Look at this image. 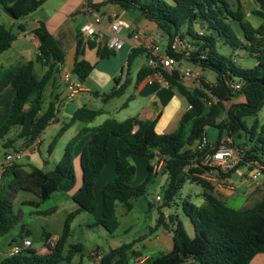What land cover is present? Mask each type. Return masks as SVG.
<instances>
[{
	"label": "trees",
	"instance_id": "1",
	"mask_svg": "<svg viewBox=\"0 0 264 264\" xmlns=\"http://www.w3.org/2000/svg\"><path fill=\"white\" fill-rule=\"evenodd\" d=\"M259 9L254 15L264 19V0H256ZM46 0H0V5L13 19L20 21L38 10ZM90 5L91 1L89 0ZM129 11L137 12L155 23L166 43L180 34L191 46L190 53L172 54L178 62H187L197 66L202 72H215L216 81L209 83L202 78V88H189L183 84L178 70L168 72L162 68L143 67L139 73V81L155 73L184 96L191 108L181 118L178 129L174 133L161 134L157 131V120H139L128 118L118 121L109 118L95 129L90 143L82 150L80 162L82 168V185L73 200L78 205L67 218L63 234L47 255H39L33 248L21 254L8 256L0 264H60L71 263L76 255L82 253L80 244H68L71 225L77 215L97 211V200L94 192L97 179L109 161V142L115 137L116 164L114 177L102 189V210L94 226H101L109 233H114L120 226L117 216L118 203H123L128 211L134 207L133 200L146 193L147 186L153 182L157 172L152 161L157 155L164 157L163 173L169 176V185L164 193V205L170 204L179 196L186 181H192L203 187L204 204L198 206L186 199L182 203L185 215L190 219L195 234L191 236L178 216L164 219L162 214L156 228L164 226L173 231L174 247L168 253L148 258L142 264H252L254 258L264 252V200L247 210H235L214 194L213 185L194 173L203 174L201 159L208 152H213L228 136L233 145L238 144L243 155L235 169L245 166V162L258 161L264 164V123H260L258 114L264 107V33L263 28L255 27L245 18L240 5L233 9L229 0H109ZM199 25L203 32L195 30ZM25 29L24 25L20 26ZM39 41L36 58L16 66L0 65V93L6 88L14 89V99L7 121L0 127L1 148L11 149L18 140L25 146L40 138L50 123L57 117L58 95L45 104V91L57 80L62 64L66 60L65 53L57 45L53 35L44 22L33 30ZM80 33V30H79ZM17 36L12 28L0 27V54L11 48ZM229 45L232 53L243 50L249 58L255 60L250 67L243 66L240 55L225 56L220 52L218 43ZM84 37L77 41V60L74 74L83 80L93 71V66L84 58ZM90 46L94 42H89ZM113 50L106 46L100 53L106 57ZM143 52L136 48L129 57V66ZM36 64H40L45 72L42 76L36 73ZM123 75V72H122ZM121 75V77H122ZM116 79L115 88L104 95L109 101L121 97L128 88L127 79L121 86ZM230 82H238L242 88L234 91ZM205 89L217 98L216 102L207 105L208 94ZM243 95V103H232L229 108L226 102H232L236 96ZM103 109H90L86 106L78 109L70 122L66 123L54 137L49 146L51 152L58 139L75 122L91 123L103 114ZM1 117V112H0ZM254 118L251 127L247 118ZM18 134L7 138L15 129ZM208 127L219 130V138L213 146L202 151L197 143L206 136ZM86 130L75 136L66 146L61 160L54 169H43L30 166L24 169L14 164L5 173L11 177L6 188H0V237L11 232L16 226L19 215L15 212L11 198L19 192L33 194L40 203L48 201L55 192H70L76 185L74 166V146ZM227 133L228 135L226 136ZM225 136V137H224ZM245 139L253 145L247 148ZM132 156L146 159L147 175L140 185H133L136 167L130 162ZM196 164L185 174L183 169ZM235 170L225 176H230ZM194 175V176H193ZM223 175V176H224ZM54 208L44 212L53 213ZM171 224V226H169ZM152 233V232H151ZM48 238V235H46ZM133 249V243H125L110 249L103 256L100 264H128L131 258L140 256Z\"/></svg>",
	"mask_w": 264,
	"mask_h": 264
},
{
	"label": "crops",
	"instance_id": "2",
	"mask_svg": "<svg viewBox=\"0 0 264 264\" xmlns=\"http://www.w3.org/2000/svg\"><path fill=\"white\" fill-rule=\"evenodd\" d=\"M71 1L73 2L74 0H46L42 7L24 19L20 21L12 20L10 23L11 27L8 28H12L17 24L18 31H14L17 38L10 49L0 54V65L7 67L16 66L20 63L34 60L38 53L39 41L35 37L33 30L40 22H44L53 35L57 45L66 55V60L62 64V69H67L74 73L77 60V41L79 37L82 36L79 30L91 17L88 18L83 10V19L77 22L79 17L78 12L75 7H73L74 5H71L73 8L68 5L72 4L70 3ZM90 1L96 13L105 16L100 26L105 32L109 30L108 16L113 12L117 13L121 19L128 22L130 27L124 29L120 34L125 40L124 46L121 50H113V53H110L106 57H101L100 53L105 48L104 38L101 39L99 35L90 38L84 37L85 45L83 48V58L91 64L94 69L87 79L83 80V91L75 99L68 98L60 72L55 83L49 85L45 91V107H47L52 99V95H58V113L57 117L50 123L40 137L38 151L32 152L30 148H28L29 145L27 147L24 145L23 140H18L13 148L1 151L0 157L8 151L27 148L25 149L23 160L18 164L22 165L23 168L27 170L30 169V166H36L44 171H49L54 169L59 163L68 143L77 136V134L86 130L74 146V166L77 180L72 191L55 192L45 203H40L33 194L23 191L15 194L11 198L13 208L23 216V208L26 206L30 207L29 213L31 222L22 224L21 219H19L20 223L18 226L5 236L0 237V262L9 256L10 250L14 245H22L26 239L32 241L31 248L35 249L39 255H47L52 252L63 234L64 225L68 216L78 208V205L73 200V195L79 191L82 185L81 152L90 143L94 136L95 129L99 125L109 118H115L118 121H123L128 118H138L143 121L157 120V131L161 134H170L178 129L181 118L191 108L187 99L182 96L177 89L171 87L162 77L147 76L140 81L138 79L139 73L143 67H146V61L148 59V51L146 50L147 37L152 32L159 31L157 25L149 21L143 15L126 10L119 4L110 3L109 0ZM107 2L109 4H106ZM75 4H77V0ZM238 5L241 6L245 18L250 20L248 16L251 14L247 13L245 5ZM257 5L259 7V4ZM254 11L255 10H253V14ZM21 25L25 26L24 30L20 29ZM1 26L2 24L0 23V27ZM134 33H139L137 42L130 39ZM91 41L94 42L93 46L89 45ZM161 45L164 49L167 45L166 40H164ZM136 48L142 49L143 52L139 54L129 66V57ZM140 56L143 57V60L141 61V66L135 71L136 77H133L132 68L135 61ZM125 70L126 76L123 78L121 75ZM44 72L45 69L40 64H36V73L42 76ZM96 73L100 78H95L97 77ZM120 78L121 82L118 86H121L127 79L129 80L127 90L121 97L105 101L104 95L111 92V90L117 86L116 79ZM113 82L115 83L114 87H112L114 84ZM13 99L14 89L12 87H8L0 93V127L7 121ZM244 101H246L245 97ZM83 106L90 109H103L104 113L88 124L81 121L73 123L61 136L62 139L69 136L67 139H63V147H61V149H56L57 146H55L51 152L48 147L47 150H45L49 153L45 156L40 147L44 142V134L48 131H52L51 134H58L56 133L57 130L59 131L67 123L65 120L70 118L71 121L73 114ZM55 125L57 126L55 129L57 130L54 131L52 127ZM18 132L19 130L15 132L14 129L7 138L15 137ZM115 145L116 140L112 137L109 142V161L107 163V168L105 167L95 184L94 192L97 205L98 203L100 204L97 207V211L93 214L83 212L77 215L71 225V234L68 239V244H80L83 247V251L76 255L71 263L62 262L60 264H100L101 259L110 249L117 248L123 244L114 240V235L117 231L109 233L101 226H94L102 210V189L115 175ZM152 164H154V161H152ZM144 165L147 168L148 162L146 161ZM227 179L233 183L232 188L225 183L226 180L223 178H221L219 183L211 184L214 187V194L230 208L235 210H247L264 200V176L260 178L259 184L255 188L251 185L248 169L244 166V170L241 173H239L237 169L230 176H227ZM9 183L10 181L8 182L5 177L6 191H8L7 188ZM201 194L202 193H200V195ZM201 204H204V200H202ZM52 208L55 210L53 213H44ZM162 214L167 220L172 216L169 212L165 213L162 211L160 212V216ZM169 226H171V224ZM184 226L188 234L194 236L195 231L189 218L186 220ZM152 233L153 235L151 237L145 238V240L140 243V245H143V249H149L148 252L144 254L141 250L135 248L137 247V245H135L137 241L131 242L133 243V249L140 252L141 255L134 257V259L131 258L133 260L130 259L128 264H142L148 258L154 256L151 252H157V254L160 255L168 253L173 249L174 240L171 228L161 226L160 228H156ZM46 235H48V238ZM39 236L42 238L41 241ZM37 240L41 243L40 249L34 247ZM99 256H101V258H99ZM252 264H264V252L258 254L254 258Z\"/></svg>",
	"mask_w": 264,
	"mask_h": 264
},
{
	"label": "built area",
	"instance_id": "3",
	"mask_svg": "<svg viewBox=\"0 0 264 264\" xmlns=\"http://www.w3.org/2000/svg\"><path fill=\"white\" fill-rule=\"evenodd\" d=\"M85 14L91 18L88 19L86 23H84L80 27V33L85 38L94 37L95 35H99L101 39L107 36V40L105 46L114 51L121 50L124 46V39L120 36L121 32L124 29L129 28L128 22L121 19L119 15L115 12L111 13L109 17V30L104 31L100 28L102 22L105 18L104 15L96 13L94 7L90 5L89 0H86V7L84 9ZM132 41L137 42L139 39V33H134L130 38ZM165 40L163 35L159 31H154L148 35L146 41V50L148 51V59L146 61V66L152 68H162L168 72H172L177 69L179 62L176 57L170 54V51L173 54H185L188 55L191 50V46L189 42L181 37L180 34L174 36V38L166 45V47L162 48V42ZM181 80L184 85L189 88H202V73L198 67H191L189 65L184 64L181 67ZM123 78L126 76V70L123 73ZM150 76H160L159 73L152 74ZM163 78V77H162ZM61 79L65 84V88L67 91L68 98L75 99L78 95L83 91V83L79 81L78 77L67 69L61 68ZM229 86L236 92L240 91L242 86L238 82H230ZM205 92L208 94L209 99H205L208 106L211 105L212 102H216L217 98L213 96L208 90L205 89ZM40 144V138L36 139L31 145L28 146L32 152H37ZM210 145L207 137H203L197 143V149L199 151L208 148ZM27 147V146H26ZM25 148V147H24ZM27 149V148H25ZM25 149L19 148L15 150L8 151L4 153L0 157V188H5V173L8 169H10L14 164L21 162L25 156ZM242 151L239 148H236L233 145L232 138L226 137L222 144L214 149L212 152H208L201 159V166L204 168L203 174L194 173L195 176L201 177L210 183H219L221 178L225 179L227 185L232 188L233 183H231L227 176L224 174H228L235 170L241 162H244ZM165 160L161 155H157L154 159V170L155 172H159L164 167ZM196 166V164H192L191 166H187L183 169L185 174L190 173V169ZM245 167L249 172V181L251 185L255 188L259 184V180L262 176H264V164L258 161L253 162H245ZM224 175V176H223ZM224 183V184H225ZM156 200L163 201L161 195L156 196ZM32 246V241L30 239H26L22 245H14L9 253V256L18 255L24 252L25 250L30 249ZM101 258V256H99Z\"/></svg>",
	"mask_w": 264,
	"mask_h": 264
},
{
	"label": "rangeland",
	"instance_id": "4",
	"mask_svg": "<svg viewBox=\"0 0 264 264\" xmlns=\"http://www.w3.org/2000/svg\"><path fill=\"white\" fill-rule=\"evenodd\" d=\"M229 1H230L231 5L234 9L238 8V4H244L246 7L245 9H246L247 13L251 14L250 16H248V18L251 20L253 25H255L256 27H258V28L262 27L263 28L262 31L264 33V19H262L258 16H255L253 14V10L259 9L256 0H229ZM70 3H72V4H68V5H70V6L74 5L73 7H75L76 11L78 12L79 17L77 19V22L82 21V19H83L82 11L86 7V1L85 0H77V4H75L76 0H74L73 2L71 1ZM106 4H109V3L107 2ZM12 20H15V19H13L8 13H6L4 11L3 7L0 5V23L6 27H11L10 23ZM12 28H13V31H15V32L18 31L17 30V24L15 26H13ZM195 30L197 32H203V29L199 25H196ZM218 47H220V52L223 55H225V56L231 55L232 49L230 48L229 45H225V44H222V42H220V43H218ZM243 52H244L243 50H238L236 52H233L232 54L233 55H236V54L240 55L241 56L240 60L243 61V66L250 67L252 64L255 63V60L252 58L250 59L249 56L245 52L244 53ZM142 60H143V57L140 56L135 61L133 68H132L133 77H136L135 71L137 70V68L139 66H141ZM186 63L187 62H179L176 70H178L180 72V74H181V70H180L181 67ZM187 65H189L191 67H197L191 63H187ZM201 73H202V78L206 82L212 83V82L216 81L215 72L210 71V70H205L203 72L201 71ZM96 76H97V77H95L96 79L100 78V77H98L97 73H96ZM114 85H115V83L113 84L112 87H114ZM109 89H112V88H109ZM100 91H103V90H100ZM108 91H110V90H108ZM243 102H245L244 96L239 95V96H236L235 98H233L232 102H226V106H227V108H229L232 103H243ZM258 119H259L261 124L264 123V107L261 110V112L258 114ZM65 121L67 123L70 122V118H67V120H65ZM246 122H247V125L249 127H251L254 123V118H252V117L247 118ZM55 128H57L56 125L52 127V130H54V131L57 130ZM17 130H19L18 127L15 128V132H17ZM59 131L57 130L56 133H58ZM51 132L52 131H48L44 134L45 135L44 142H43V144L40 145L45 156H47L49 153L48 151H46L47 148L50 146L54 137L57 135V134H51ZM225 134H226V136L228 135L227 133H225ZM206 136L209 140L210 145L213 146L219 138V130L216 127H208L206 129ZM68 137L69 136H66V138L65 137L64 138L67 139ZM113 138L115 140H117L115 137H113ZM61 139H62V137L58 139L56 149H59V148L61 149V147H63L65 139L64 140L63 139L61 140ZM241 142H243V143L246 142L247 148H250L253 145V143L247 141L244 136L241 139ZM234 146L236 148L240 149L238 144H236ZM3 150H4V148H1V151H3ZM130 162L136 167V174L133 178V185H140L144 181V179L147 175V168L144 165V164H146V159H144L142 157H138V156H132L130 159ZM106 168H107V166H106ZM162 170H163V166H162L161 171L157 172V174L155 175L153 182L147 186L146 193L143 196L133 200L134 207H133L132 211H128L123 203L119 202L118 206H117V216H118L119 221H120V227L114 235L115 236L114 240L118 241L119 243L121 242L123 244H125V243L128 244V243L137 241V242H135L136 243L135 245H137V247H135V248L141 250L143 254L148 252L149 249H147V250L143 249V245H140V243L142 241H144L145 238H149L153 235V233H151V232L155 231L154 228L156 227V223H157L156 221L160 216V212H162V211L165 213L169 212L174 216L178 215V217L182 221V223L185 224L186 220H188V217L185 215V213L183 212V209H182L183 201L188 199L198 206L202 205L201 203H202L203 198L200 195V193H202L203 187L199 184L192 182V181H186L183 185V188H182L179 196H177L175 198V200L170 204L169 208H168V206H165L164 205V193H165V190L168 188V185H169V176L167 174H164ZM243 170H244L243 165L238 168L239 173H241ZM6 180L9 182L11 180V177H9V176L6 177ZM157 195H161L163 198V201L158 202L156 200ZM100 203H101V199H100ZM98 205H100V204L98 203ZM12 206H13V204H12ZM29 209H30V207H28V206L23 208L24 216L21 213H18L15 211L20 216L19 219H21L22 224H27V223L31 222ZM165 220L167 221V219H165ZM19 223L20 222L18 220L16 226H18ZM39 239L41 241V239H42L41 236H39ZM40 241L39 240L36 241V243L34 244L35 248H38V249L41 248ZM151 254L154 256L159 255V254H157V252H151ZM133 259H131V260H133Z\"/></svg>",
	"mask_w": 264,
	"mask_h": 264
},
{
	"label": "water",
	"instance_id": "5",
	"mask_svg": "<svg viewBox=\"0 0 264 264\" xmlns=\"http://www.w3.org/2000/svg\"><path fill=\"white\" fill-rule=\"evenodd\" d=\"M106 40H107V36L104 37V43H106ZM80 82H83V79L82 78H78Z\"/></svg>",
	"mask_w": 264,
	"mask_h": 264
}]
</instances>
